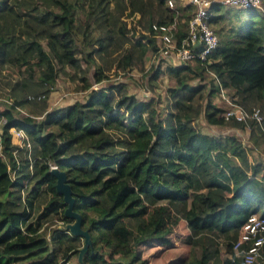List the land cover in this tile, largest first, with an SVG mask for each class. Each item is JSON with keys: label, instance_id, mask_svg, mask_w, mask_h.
Masks as SVG:
<instances>
[{"label": "trees", "instance_id": "trees-1", "mask_svg": "<svg viewBox=\"0 0 264 264\" xmlns=\"http://www.w3.org/2000/svg\"><path fill=\"white\" fill-rule=\"evenodd\" d=\"M223 6L210 7L218 45L207 59L165 66L175 85L160 112L158 100L136 97L124 82L92 87L89 68L94 83L107 78L110 63L103 55L131 30L140 53L124 49L118 68L153 49L154 38L128 27L127 15L138 14L143 26L174 17L181 34L189 6L0 0V86L8 96L0 105V264L77 259L83 241L65 228L71 219L50 165L66 173L73 209L89 232L84 264H245L232 245L250 214L264 216V161L248 158L264 144V12L249 7L244 15ZM231 14L238 21L227 31L218 28ZM38 38L47 40L49 55ZM70 68L87 90L85 98L49 108V86ZM152 72L156 78L163 70L157 65ZM195 78L199 82L192 84ZM200 80L209 86L202 109L194 102L203 98ZM220 87L248 113L258 109L260 120L226 119V108L212 97ZM201 111L209 124L249 131V143L234 133L201 131L195 123ZM12 128L27 135L29 146L18 147ZM43 193L48 198L39 208ZM48 223L53 225L45 230ZM221 246L229 257H220Z\"/></svg>", "mask_w": 264, "mask_h": 264}, {"label": "rangeland", "instance_id": "rangeland-1", "mask_svg": "<svg viewBox=\"0 0 264 264\" xmlns=\"http://www.w3.org/2000/svg\"><path fill=\"white\" fill-rule=\"evenodd\" d=\"M263 3H264V1H263ZM185 5L189 6L184 0H174V8H176V6H177V10H179V11H182L179 8V6L184 7ZM227 6H229V5L224 4V6L222 8L225 9V7H227ZM190 7L191 6H189V9L191 12L192 7L191 8ZM229 7L234 8V6L233 7L229 6ZM239 9H242L244 11V15H246V9H243V7H238V9H236V10H239ZM190 12H189V14H190ZM177 13H179V12H177ZM131 16H135V15H133V14H130L129 16L127 15V17H131ZM155 18H157V16ZM137 20H138V18L136 19V25L138 27L134 26L136 29V32H142L141 29H146L148 26L147 25L148 22H146L145 25L143 26L141 24H138ZM235 20L236 19L233 15L230 18H227V16L225 15V18H223V20H221L224 23L220 22L217 25V27L223 28V31H227L229 29V26L230 25L232 26V24L235 22ZM236 21H238V20H236ZM131 26H133V25L131 24ZM213 28L215 29V27H213ZM133 40L134 39H133L131 32H128V34H126V39L124 40L123 43H120V44L116 43L112 48L108 49L109 51L107 53H105L103 55V59L105 61H107V63H110L109 65H107L105 67V74L107 75V78L103 79L102 81H100L98 83H94L93 78H92V71H93L94 67L91 66L89 68V73H88L89 78L88 79L90 80L92 87L103 86V85H106L110 82H124L126 84V86H128L129 91L134 93L136 97H138L140 99H146V100L151 98V97L152 98L154 97L156 100H158V108L161 112V111H163L165 104L168 100V88L173 87L175 85L174 78L171 77L167 72L164 71L165 66L168 65V62L163 59L160 63L155 64L153 59H152L151 51L147 50L146 53L143 52L142 55H140L138 60H134L133 64H131V66L128 67L127 69L118 68L116 65L117 61L122 56L124 49H126L127 47L128 48H134V56L135 57L140 53V51H139L140 49L134 45ZM46 42H47V40H45L43 38H38V44L40 46H42L43 49L46 51V53L49 55V53H48L49 48L46 45ZM117 45H119L118 49H115ZM103 61H102V59H98V62H100V63H102ZM157 65L162 68L163 72L158 73L156 78H150L151 74L153 73L152 70ZM55 68H57V67L55 66ZM5 72L8 73L9 70H6ZM205 75L209 78L211 77L210 73H208V72L205 73ZM197 82H199L198 78L191 80L192 84H196ZM200 83L206 84V86L203 88V93L201 96L203 98L199 99V100H194V102H195V104H200L201 109H202L203 105L205 104V96L207 95V92L209 90V86L203 80H200ZM80 84H81L80 80L77 79L76 73L71 68L67 69V71H65V72L61 71V72L57 73L55 80H54L53 87H51V85L49 86L50 90L48 91L49 93L47 95V103H48L49 108L56 107V106H64L66 104L72 103L75 100L84 99L86 96L87 90H82L79 87ZM45 85H47V84H45ZM0 87H1L0 88V105H3L4 100H6V98L8 96L6 95V92L2 89L3 87L2 86H0ZM220 88H222V87H220ZM225 94L228 97H230L229 93L227 91ZM197 96L198 95H196V97ZM212 97H213V102L216 103L217 105L221 106L222 108L227 109L229 107L228 102L221 97L220 89L218 91H215L214 93H212ZM255 107H257V106H255ZM263 118H264V114H263ZM195 123L199 127V129L205 133L222 134V135L234 133V135L237 138H239L243 142L249 143V141H248L249 131L244 130V129H242V130L235 129L234 127L228 126V125L209 124L205 120V118L202 114V111L200 112V114L196 118ZM16 154L18 155L17 152H16ZM253 155L257 156L262 161H264V144H263V146L253 148L252 151L250 152V155L248 156V158L251 159V156H253ZM41 198H43V199L41 200ZM45 198L47 199L48 197L45 193H43L42 196L38 200V202L40 204L39 208H41L43 206ZM135 208L136 207H133L129 210L131 212V214H133ZM54 223L56 225L57 224L63 225V222H60L57 220ZM52 225L53 224L49 225V223L46 224L45 230H47ZM82 241H83V238L81 237V242ZM173 246H174V241H173ZM168 251H172V253H174V248H172ZM169 254H171V253H169ZM226 256L229 257V253L224 247L221 246L220 257L225 258ZM3 264H11V263H3ZM69 264H77L76 256L71 258Z\"/></svg>", "mask_w": 264, "mask_h": 264}, {"label": "built area", "instance_id": "built-area-1", "mask_svg": "<svg viewBox=\"0 0 264 264\" xmlns=\"http://www.w3.org/2000/svg\"><path fill=\"white\" fill-rule=\"evenodd\" d=\"M192 7L186 25L181 27L183 33L178 34V22L174 17L168 22L151 21L146 29L141 31L154 38V47L151 50L152 59L155 64L163 59L168 65L177 66L186 64L189 61H205L211 51L218 45V36L215 33L210 17V9L213 3H221L236 7H256L264 12L262 0H184ZM167 6L174 10V0H166ZM127 17V26L131 24L135 27L138 14ZM130 15V14H129ZM128 15V16H129ZM132 32V30H131ZM221 97L226 100L229 107L225 110L224 116L227 119L233 115L236 119L242 120L247 116L257 118L258 109H254L251 114L245 111L235 101L230 99L220 88ZM14 134L20 141L26 140L27 136L22 130H14ZM235 256L242 258L245 264H264V216L252 213L243 222L239 235L232 245ZM69 263V262H68ZM67 264V262H66Z\"/></svg>", "mask_w": 264, "mask_h": 264}, {"label": "water", "instance_id": "water-1", "mask_svg": "<svg viewBox=\"0 0 264 264\" xmlns=\"http://www.w3.org/2000/svg\"><path fill=\"white\" fill-rule=\"evenodd\" d=\"M50 172L55 177V189L59 194H62L63 201L66 203L64 209V215L71 219L70 222L66 223L65 228L72 234L78 235L83 238L82 246L79 248L77 260L81 264L82 256L91 245V238L87 229L82 228V217L79 212L73 209L74 196L72 195V189L70 184L67 182L66 173L59 169L57 166H52Z\"/></svg>", "mask_w": 264, "mask_h": 264}, {"label": "clouds", "instance_id": "clouds-1", "mask_svg": "<svg viewBox=\"0 0 264 264\" xmlns=\"http://www.w3.org/2000/svg\"><path fill=\"white\" fill-rule=\"evenodd\" d=\"M14 130H19V129H14V128L11 129V133H12V135H13L14 141H15L16 144H18V147H23L24 145H25V146H29V144L27 145L26 140H24V141L22 142V141H20L19 139L16 138V136H15V134H14ZM26 136H27V135H26ZM27 142L29 143V141H28V137H27ZM52 166H55V165H50V168H51ZM65 225H66V224H65Z\"/></svg>", "mask_w": 264, "mask_h": 264}, {"label": "crops", "instance_id": "crops-1", "mask_svg": "<svg viewBox=\"0 0 264 264\" xmlns=\"http://www.w3.org/2000/svg\"><path fill=\"white\" fill-rule=\"evenodd\" d=\"M224 91H225V93H226V89L224 88ZM230 98V97H229ZM231 99V98H230Z\"/></svg>", "mask_w": 264, "mask_h": 264}]
</instances>
